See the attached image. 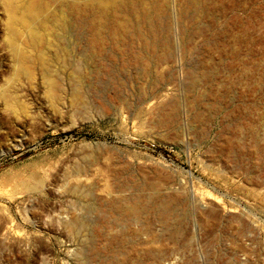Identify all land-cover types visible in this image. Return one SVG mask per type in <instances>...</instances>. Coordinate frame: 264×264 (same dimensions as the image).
Here are the masks:
<instances>
[{
	"label": "rangeland",
	"instance_id": "obj_1",
	"mask_svg": "<svg viewBox=\"0 0 264 264\" xmlns=\"http://www.w3.org/2000/svg\"><path fill=\"white\" fill-rule=\"evenodd\" d=\"M23 1L0 0V264H264V0H242V27L222 56L209 47L214 73L192 98L183 61L143 103L93 93L86 29L72 22L63 46L36 40L11 19ZM198 35L188 48L203 60L196 47L214 35ZM155 195L121 222L115 201Z\"/></svg>",
	"mask_w": 264,
	"mask_h": 264
},
{
	"label": "bare ground",
	"instance_id": "obj_2",
	"mask_svg": "<svg viewBox=\"0 0 264 264\" xmlns=\"http://www.w3.org/2000/svg\"><path fill=\"white\" fill-rule=\"evenodd\" d=\"M242 3V0H24L19 6L13 7L11 19L16 25L32 31L34 33L32 36H35L36 40L44 38L45 36H42L44 32H46V36L48 35L47 38L49 35L54 36V44L51 43L52 41L50 42L52 45H57V42L62 45L65 41L63 38L66 37L72 22L82 26L86 29L85 43L87 42L88 48V50L85 49L88 55L84 53L83 56L91 57L89 60L93 63L94 69L90 73L96 77V82L90 84L93 93L109 92L122 96L124 92L130 91L143 103L144 97L149 94L151 96L147 100L158 95L160 87L165 83L163 74L167 73V76L173 79V72L179 69V64L183 61L186 62L182 66L186 67L187 86L185 93L187 96L191 98L194 96L201 80L207 77L210 80L214 71L210 62L212 59L208 58L207 55L209 54V47L218 49L219 55H223L220 46L221 41L224 42L225 39L222 38H227L235 29L242 27L241 13L246 11L245 4ZM258 8L256 7V9ZM253 11L251 10V12ZM227 14L230 16L227 17ZM222 17L224 19L220 20ZM198 20L202 23L199 24ZM73 26L75 27V25ZM40 34L42 38L38 36ZM198 34L214 35V41L204 39L202 47H196L197 50L203 52L205 57L203 60H194L188 48L194 43L193 40ZM233 39L236 44L241 43L240 38L233 37ZM192 48L194 49L193 46L191 50ZM67 50L65 49V52L58 50V52L60 51V54L65 56L69 52ZM84 61L78 70V75L76 74L77 77H74L77 86L82 85L91 76L85 71V63L87 64V62ZM177 63L178 67L176 66ZM165 66H167L168 72L166 70L163 73ZM199 68L202 69V73L197 71ZM173 99L168 108L171 112L169 115L174 117L178 112L179 102L175 98ZM190 103L191 101L188 105ZM157 197V195L147 197L143 200V204L140 202L142 198L130 197L122 199V201L127 202L126 205H120L119 201H115L113 205L119 212L121 222H129L138 217L142 207H144L143 209H154L156 207L155 202L160 200ZM165 201L161 202L163 203L161 207L160 204L157 206L163 209L166 216L164 213H158L159 211L156 214L162 215L165 219L162 224V232L168 238L173 239L180 229L169 222L173 210L172 206L170 207L167 203L168 201ZM118 251H113L111 258L116 257L117 259ZM147 256L148 262L146 264H150L149 260L155 259L156 255L149 254ZM159 260L161 261V259ZM112 263L114 264V261Z\"/></svg>",
	"mask_w": 264,
	"mask_h": 264
}]
</instances>
